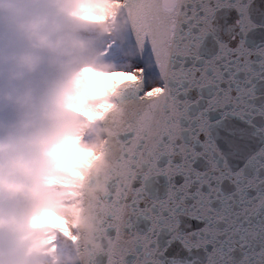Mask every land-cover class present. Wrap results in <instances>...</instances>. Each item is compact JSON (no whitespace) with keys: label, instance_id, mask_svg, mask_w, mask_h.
I'll use <instances>...</instances> for the list:
<instances>
[{"label":"snow or ice","instance_id":"6c2138e0","mask_svg":"<svg viewBox=\"0 0 264 264\" xmlns=\"http://www.w3.org/2000/svg\"><path fill=\"white\" fill-rule=\"evenodd\" d=\"M112 2L119 39L73 14L121 109H75L108 129L105 190L79 194L106 243L52 225L50 248L59 233L78 264H264V0Z\"/></svg>","mask_w":264,"mask_h":264},{"label":"clouds","instance_id":"9594fccd","mask_svg":"<svg viewBox=\"0 0 264 264\" xmlns=\"http://www.w3.org/2000/svg\"><path fill=\"white\" fill-rule=\"evenodd\" d=\"M84 0H0V101L10 104L14 119L0 121V264H17L25 243L12 242L28 232V219L33 214H59V198L48 185L58 183L68 170L86 173L85 163L92 165V193L105 190L103 177L95 175L104 163L99 135L82 141L77 147L87 148L82 162L67 169L61 154L70 155V137L87 121L75 109L81 101L88 105L113 104L111 116L121 109L107 97L109 77L114 65L101 57L88 39L77 32L76 25L65 21L79 11ZM116 27L100 24L101 34L119 39L124 24L121 17ZM89 69L84 72L82 69ZM100 131V115L92 121ZM89 235V244L100 248L106 240L91 238L96 221L87 213L74 216Z\"/></svg>","mask_w":264,"mask_h":264},{"label":"rangeland","instance_id":"374dc122","mask_svg":"<svg viewBox=\"0 0 264 264\" xmlns=\"http://www.w3.org/2000/svg\"><path fill=\"white\" fill-rule=\"evenodd\" d=\"M88 5H96V0H84ZM82 2V3H84ZM113 4V2H110L105 8V14L106 16L109 13V7ZM111 27L112 29L115 28V23L111 20ZM98 105V104H96ZM95 106V105H94ZM14 110L12 106L6 102L0 101V121L4 123H8L11 120L14 119ZM95 131V124L94 128L92 129L91 133L87 135H92ZM86 154H91L90 151L85 149H79L74 153L76 160H73L71 165H66L65 162H62V164L67 169H72L78 162H82L83 158ZM62 157H66V155L61 154ZM89 162V161H88ZM88 162L85 163V166L88 164ZM80 171L75 170H68L66 173H70L69 177H71L70 183L67 184L68 186V194L64 198L60 199V205L62 209H66L67 211H61L59 214H53V213H44L42 216H37L33 214L28 219V226H34L36 228L35 232L42 231L43 227L50 226L49 220H55L56 217H58L60 220L64 222L66 225L68 231L72 234H74V225L72 224V217L74 215V209L77 208L79 205V182H80ZM60 185L63 186V183L60 182ZM49 191L51 193H54L51 191V184L48 185ZM64 225V226H65ZM17 242L25 243L26 247L24 248V251L22 255L18 258L17 264H29V262H32L33 264H67L66 260H69L72 254L73 244L66 248L61 249L59 252L56 251V249L53 251L50 246L48 240H39L36 239L33 234L21 237ZM5 245L3 244L0 249H3ZM57 258V261H54L53 259Z\"/></svg>","mask_w":264,"mask_h":264},{"label":"trees","instance_id":"16d2710c","mask_svg":"<svg viewBox=\"0 0 264 264\" xmlns=\"http://www.w3.org/2000/svg\"><path fill=\"white\" fill-rule=\"evenodd\" d=\"M110 2H112V0H96V5H88L86 2L81 3L78 5L79 11L70 13L64 19L66 22L76 25L77 32L82 35L81 29L74 22L73 14L75 13L77 15H88L90 17H95V18H97V20L99 22L94 27V33L96 36L102 37L105 34L100 33V30H99L100 24H107L109 26V29L112 30L111 22L109 20L107 22H104V19L106 17L104 8ZM78 116L82 119H85L87 121V124H86V126H81L80 128H78L70 137L71 142H72L71 146L73 149L71 154L66 155V157H62V155L60 156L61 161L65 162L67 165H71L73 160L77 159V158H75L74 153L80 149L77 147L79 145L78 142L80 140V139H78V137H83V136L91 133L92 129L94 128V124H95L92 122L93 120H88L79 114H78ZM70 181H71V177H69V175L67 173L63 174L61 177V180L58 183L51 184L50 189L52 192H54L52 194L58 196L59 200L64 198L65 196H67V194H68L67 184L70 183ZM60 182L63 183V186L60 185ZM49 222H50V226L43 227L42 231H38V232H35L36 228L34 226H28V229H29L28 232L25 235H23L22 237L33 234V236L36 239H39V240L46 239L47 240V234L51 231L52 225H60V226L65 225L64 222L62 220H60L58 217H56L55 220H49ZM20 238L21 237L17 238L16 240H14L12 242H17ZM71 243L72 242L69 239H67L65 235H62L59 233L57 234V236H56V246L57 247H59L61 249H66L71 245ZM2 245H3V243H0V247ZM29 264H33V263L29 262Z\"/></svg>","mask_w":264,"mask_h":264},{"label":"water","instance_id":"95a60500","mask_svg":"<svg viewBox=\"0 0 264 264\" xmlns=\"http://www.w3.org/2000/svg\"><path fill=\"white\" fill-rule=\"evenodd\" d=\"M115 23V22H114ZM115 27H116V23H115ZM101 119V118H100ZM102 121V125L101 127L103 129H105L106 131H100L99 128H97V125L95 124V131L92 135H86V136H83V139H80L79 140V144L82 142V141H90L91 139H93V137L99 135L100 137L103 138V144L101 145V151L103 152L104 154V163L100 166V168L97 170V172L95 173L96 176L98 177H102L99 175V171L100 169H102L103 167L106 166V163H107V157H106V150H105V141L107 139V132H108V129L105 127V124H104V121L103 119H101ZM95 163V161H89L88 164L86 165V167L88 168V171L83 175V177H87L89 178L88 179V182L85 184V185H79L78 186V189H79V194L82 192V191H87L89 193H92L90 191V186L91 184L93 183V172H92V165ZM80 173V172H79ZM79 197V196H78ZM85 213L88 214L89 216V219H92V220H95V218L93 217L92 215V212L91 210L86 206L85 203H83L81 201V199L79 198V205H78V214L77 216L79 215H84ZM94 229L95 227L92 229V232H91V238L93 239H97L95 237V233H94ZM74 232H75V235H78L80 237V244L81 246H84V245H88V246H91L88 242L89 240V235L88 233L85 231V230H82L79 228V225H75L74 226ZM73 244V243H72ZM92 247V246H91ZM80 258V255L79 253L77 252L76 250V247L75 245L73 244V249H72V254H71V257H70V264H78V260Z\"/></svg>","mask_w":264,"mask_h":264},{"label":"bare ground","instance_id":"6f19581e","mask_svg":"<svg viewBox=\"0 0 264 264\" xmlns=\"http://www.w3.org/2000/svg\"><path fill=\"white\" fill-rule=\"evenodd\" d=\"M115 10V6H114V4H112L110 7H109V13L111 12V11H114ZM85 173L84 172H80V177H83V175H84ZM79 185H81V179H80V182H79ZM78 200H79V197H78ZM77 214H78V210H77V208L76 209H74V215H73V217L74 216H77ZM72 217V218H73ZM74 234H75V232H74ZM55 249H56V251H60L61 249H59V248H57L56 246H55ZM54 261H57L58 259L57 258H55V259H53ZM66 263L67 264H70L71 262H70V259L69 260H66Z\"/></svg>","mask_w":264,"mask_h":264}]
</instances>
